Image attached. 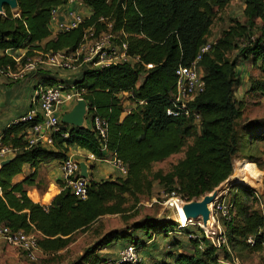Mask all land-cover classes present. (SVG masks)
<instances>
[{"label":"trees","instance_id":"1","mask_svg":"<svg viewBox=\"0 0 264 264\" xmlns=\"http://www.w3.org/2000/svg\"><path fill=\"white\" fill-rule=\"evenodd\" d=\"M80 1L89 8V16L76 28L53 36L50 12L67 0H16L15 10L4 6V15H0V68L13 69V59L3 53L10 48L26 49L27 55L33 50L74 52L89 28L94 35L106 31L117 34L126 43L127 54L139 59L102 69L82 68L71 84L75 90H83L82 99L89 111L105 121L104 138L100 139L91 126L61 123L59 131L52 134L50 147H28L24 135L33 122L13 123L1 136L0 144L11 148L13 155L0 168V225L35 233L43 254L64 249L73 235L89 230L101 217L121 215L142 197L151 199L154 182L167 195L174 192L184 202L199 201L229 179L235 158L253 159L254 144L264 140V120H243V105L234 99V88L241 84L236 72L238 59L259 71L249 80L247 93L264 98V0H242L244 22L232 20L197 61L201 47L208 42L212 19L233 0ZM256 20L262 25L257 26ZM232 51H237V58L230 60ZM192 64L202 71L203 91L188 103V116H167L175 70ZM51 80L49 76L41 79L54 84ZM123 97L131 104L128 111ZM72 146L98 159L115 156L126 166V176L98 182L87 178L84 199L76 198L57 182L60 192L48 206L33 203L26 188L33 185L37 167L61 160ZM179 153L183 156L167 171L151 170L153 164ZM25 164L34 171L13 183L12 178ZM232 189L227 191L230 217L222 223L228 251L222 248L219 252L203 236L189 235L192 249L186 253L171 233H191L188 226L144 216L125 232L93 229L94 243L67 264H103L111 259L98 255L100 248L109 250L129 242L138 250L157 238L164 239L169 249L161 251L155 264H219L220 256L228 260L229 253L235 251H264V217L248 204L250 197L253 203L256 198L239 185Z\"/></svg>","mask_w":264,"mask_h":264},{"label":"built area","instance_id":"2","mask_svg":"<svg viewBox=\"0 0 264 264\" xmlns=\"http://www.w3.org/2000/svg\"><path fill=\"white\" fill-rule=\"evenodd\" d=\"M74 5L82 6L83 3L80 0H67L65 4L54 7L50 12L49 27L52 24L55 25L59 11L65 10V21H60L57 28L60 32L76 28L84 20V17L75 8L68 9ZM0 15H4L3 11L0 12ZM213 43L208 41L201 47L196 61L210 49ZM3 53L13 59L14 67L13 69L9 66L0 68V76L13 83L28 75L35 74L42 67L79 72L82 68L102 69L117 64H133L139 60L138 57L127 54V45L120 36L109 31L94 35L91 28L86 30L81 45L74 52L45 53L33 50L30 55H27L26 50L20 51V49L10 48L3 50ZM175 78V87L170 95V107L166 110V115L170 117L188 116V103L204 88L201 70L195 64L178 66L175 70ZM82 94L83 90H75L72 85L46 84L39 81L33 88L29 110L17 120V122H33L26 129L27 133L24 135L27 146L51 145L52 134L59 131L61 116L68 112L78 100L82 99ZM87 118L96 135L100 139L104 138L105 121L89 111V107L85 114V119ZM12 153L11 148L3 147L0 144V162ZM89 157L95 158L92 154ZM111 164L117 170L120 178L126 176L127 169L121 160L112 155ZM59 167L64 188L70 190V193L76 198L84 199L88 182L87 179L80 176L79 162L73 156L66 154L60 160ZM227 191L228 189L223 192L220 191L215 196L209 207L210 215L207 225L203 226L202 223H198L201 235L219 252L222 248H226L228 251L222 224L223 221L229 219L232 208L229 199H226ZM169 199V205L179 211L184 201L179 196L174 195V192L170 193ZM178 211L177 217L173 218L175 223L181 221ZM187 220V224L181 227L189 226L192 220ZM247 241L252 243L250 238ZM0 242L19 251L21 256L29 262H35L38 254L41 253L37 244V235L33 232L11 231L0 225ZM229 255L228 260L220 257L219 264H239L232 253ZM142 261L143 258L134 245L128 244L117 251L115 259L107 260L103 264H142Z\"/></svg>","mask_w":264,"mask_h":264},{"label":"rangeland","instance_id":"3","mask_svg":"<svg viewBox=\"0 0 264 264\" xmlns=\"http://www.w3.org/2000/svg\"><path fill=\"white\" fill-rule=\"evenodd\" d=\"M244 4L242 0H233L230 2L224 9L218 11L215 17L212 19L210 27V36L208 38L209 42H215L220 36L223 30L232 23V20H237L239 22H244V17L242 14ZM256 25L261 26L262 22L256 20ZM256 33V31H254ZM228 58L234 59L237 58V51H232L228 54ZM237 76L241 80V84L235 89L234 88V99L236 101H241L243 105L242 118L245 121H258L261 122L264 120V98L259 95H252L247 93L249 86V80L258 76L259 71L250 65L249 62H242L237 60L236 66ZM49 73L53 74L58 78V75L63 73L76 74V72H66L51 70ZM202 73V71H201ZM73 76V75H72ZM1 77V76H0ZM3 78V77H1ZM4 79V78H3ZM11 88V87H10ZM123 106L127 110L131 107L130 102L123 97ZM251 153L253 154V159H244L242 157H237L233 160V171L229 179L224 182L219 188L220 191L233 190L234 184L241 186L244 190L249 191L256 201L253 203L252 198H249L248 204L252 206L253 209L259 211L264 217V140L254 144ZM183 156L182 153L175 154L167 158L166 160L155 163L152 165L151 170H161L163 172L167 171L169 167L174 164L176 161L181 159ZM247 160L250 163L254 164V169L259 173V180H252L251 183L243 184L237 179L240 178L242 173L239 171V164L241 161ZM239 176V177H238ZM232 186L228 188L229 186ZM253 186V187H252ZM235 188V187H234ZM230 194V193H228ZM174 195L178 196L176 193ZM170 194L167 195L163 189L157 184L154 183L152 190V198L142 197L140 201L129 211L123 214L115 215H105L101 217L97 222H95L89 230L84 232H78L73 235L71 242L64 248L55 253L43 254L40 253L37 256L35 262H29L21 257V254L16 249L5 245L0 242V264H67L79 257L84 249L88 246H91L96 240L95 236L92 233V230L98 228L101 233L106 232H125L132 222L142 219L144 216H150L154 218H166L173 220L174 217H177V211L173 206L169 205L170 203ZM226 199H229V195L226 196ZM131 202H129L130 204ZM187 202H182V204ZM179 219L182 222L184 216L183 212H180ZM175 223V221L173 220ZM202 223L201 220L194 219L188 226V231L191 233L179 234L172 232L171 236H174L176 240L174 242L180 241L183 244V251L186 253L191 252V245L188 243L189 235L195 237L194 235L202 236L198 230V223ZM178 225V223H175ZM264 231V228H263ZM168 239V238H167ZM167 244V243H166ZM154 246H159L161 250H164L166 245L161 240V238L156 239L152 244ZM142 244L138 248V252L142 258L144 257L145 264H150L149 262L153 260L152 250H142ZM145 247V246H144ZM117 248H113L115 252ZM141 250V252L139 251ZM181 250V249H180ZM114 252L107 250L105 248H100L97 250V254L108 257L110 259L114 258ZM146 252L147 254H144ZM143 253V254H142ZM233 255L237 258L239 264H264V251L250 253L247 251L243 252H233Z\"/></svg>","mask_w":264,"mask_h":264},{"label":"crops","instance_id":"4","mask_svg":"<svg viewBox=\"0 0 264 264\" xmlns=\"http://www.w3.org/2000/svg\"><path fill=\"white\" fill-rule=\"evenodd\" d=\"M73 8L81 13L84 18L88 17L90 14L89 8H87L84 4L82 6L74 5L72 7H69L68 9ZM65 18V10L59 11L58 18L55 21V25L52 24L49 27L52 36L60 32V30L57 28V24L60 21H65ZM25 50L26 49L20 48V51ZM51 70L62 71L60 69L42 67V69H39L35 74L28 75L14 83L0 77V139L5 129L14 122H17V120L29 110L33 88L39 81H41V79L49 76L53 78V80L51 81H53L55 84L58 83L63 86H71L74 80L78 79L80 76L79 71L76 74L63 73L58 75L57 78L53 74L49 73V71ZM125 111H128V109H125ZM86 126H90L88 118L83 122V127ZM25 133H27V131H25ZM44 147H50V145H44ZM66 154L73 156L78 162H83L86 165L88 178H91L93 181L98 182L120 178L117 170L111 164L112 155H109L108 157L102 159H98L96 157L90 158L89 156L91 155V153L74 146L70 147ZM12 155L13 153L8 155L7 158H11ZM59 164L60 160H52L37 167L36 177L34 179L33 185L26 188V194L33 203H37L41 206H48L54 196H56L60 192V187L57 184V182H62ZM33 171L34 169L30 167V165H23L21 172L12 178V182L18 183L24 180L25 178L30 176ZM161 240L165 245L164 239ZM150 242H145V247L143 246L142 250L148 251V249L152 250V248H154L153 252L149 253L150 255L152 254L153 258V260L149 263L155 264V262L158 261L161 257L160 253L163 250H161L159 246L152 245V242ZM128 244L130 243L125 242L124 245L117 244L114 247L117 248L115 252L113 251V248L109 249V251L110 253L111 251L114 252V258H116L117 251L121 248H124ZM165 249H169V247L167 246L165 247ZM139 251L141 252V250ZM144 254L147 253L144 252ZM21 257L23 258V256ZM142 264H145L144 257Z\"/></svg>","mask_w":264,"mask_h":264},{"label":"water","instance_id":"5","mask_svg":"<svg viewBox=\"0 0 264 264\" xmlns=\"http://www.w3.org/2000/svg\"><path fill=\"white\" fill-rule=\"evenodd\" d=\"M4 6H8L11 10H15L17 8L16 0H0V12L3 11ZM87 108L88 105L84 99L78 100L68 112L61 116L60 122L71 127H83ZM9 161L10 158L2 160L0 162V168ZM79 168L80 176L87 179L86 165L83 162H79ZM218 192L219 190L215 189L211 193L204 195L199 201H190L182 204L180 209L183 211L186 219L201 220L202 225L206 226L210 215L209 207Z\"/></svg>","mask_w":264,"mask_h":264},{"label":"bare ground","instance_id":"6","mask_svg":"<svg viewBox=\"0 0 264 264\" xmlns=\"http://www.w3.org/2000/svg\"><path fill=\"white\" fill-rule=\"evenodd\" d=\"M239 167H240L239 171L242 173L240 178L237 179L239 182H241L243 184H246V183H251L252 180H256V179L259 180V178H258L259 177V173H258V171H256L254 169V164L253 163H250L249 161L244 160V161L240 162ZM180 212H183V211L181 209H179L178 214ZM187 222H188V220L186 219V217L184 215L183 218H182V222L180 221L178 223V225L181 227V226L186 225Z\"/></svg>","mask_w":264,"mask_h":264}]
</instances>
